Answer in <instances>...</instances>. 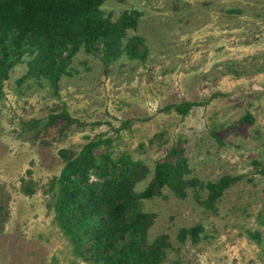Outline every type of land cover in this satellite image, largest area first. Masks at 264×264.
Listing matches in <instances>:
<instances>
[{
    "label": "rangeland",
    "instance_id": "rangeland-1",
    "mask_svg": "<svg viewBox=\"0 0 264 264\" xmlns=\"http://www.w3.org/2000/svg\"><path fill=\"white\" fill-rule=\"evenodd\" d=\"M112 20L135 10L142 56L107 58L84 46L57 82L29 72L25 52L0 91V264H101L85 260L54 218L49 182L99 140L96 156L141 163L140 192L159 161L183 157L184 192L169 186L135 206L164 234L161 264H264V0H103ZM192 106L179 113L183 101ZM238 178L206 207L193 179ZM91 179H95L91 172ZM197 187V190L195 189ZM198 224L196 240L181 239Z\"/></svg>",
    "mask_w": 264,
    "mask_h": 264
},
{
    "label": "trees",
    "instance_id": "trees-1",
    "mask_svg": "<svg viewBox=\"0 0 264 264\" xmlns=\"http://www.w3.org/2000/svg\"><path fill=\"white\" fill-rule=\"evenodd\" d=\"M103 0H0V91L9 68L28 52L29 72L44 75L55 84L66 58L79 47L102 49L107 58L125 51L142 56L145 45L138 35L123 39L125 30L134 27L135 10L124 11L112 20L100 7ZM192 101H183L175 109L185 113ZM99 140L87 141L78 153L61 152L63 166L49 182L54 189V218L68 237L74 252L85 260L101 264H161L166 235L149 240L147 229L152 214L138 209L135 200L169 186L184 192L186 162L159 161L152 179L140 192L133 186L140 179L141 163L129 156H96L92 149ZM91 172L95 179H91ZM238 178L225 174L215 180L193 179L206 191L200 202L211 207L225 188ZM197 190V187L195 188ZM199 225L183 227L179 236L189 234L196 240Z\"/></svg>",
    "mask_w": 264,
    "mask_h": 264
}]
</instances>
